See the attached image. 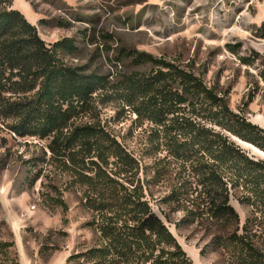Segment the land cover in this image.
<instances>
[{
  "label": "trees",
  "instance_id": "1",
  "mask_svg": "<svg viewBox=\"0 0 264 264\" xmlns=\"http://www.w3.org/2000/svg\"><path fill=\"white\" fill-rule=\"evenodd\" d=\"M11 4L0 0V124L20 138L49 141L43 162L67 176L65 191L81 194L87 226L97 235L96 246L65 264H194L153 211L140 161L91 117L98 102L150 127L153 148L176 168L169 194L158 200L184 214L176 227H205L213 234L208 246L227 264H264V159L240 145L264 154V129L247 117L252 96L234 111L229 88L207 86L192 65L138 50L119 55L148 66L147 73H124L112 82L86 74L62 59L76 51L73 39L46 44ZM257 32L264 40V21ZM226 46L241 65L256 63L240 57L239 46ZM89 114L91 122H77ZM54 192L50 207L67 211L62 193ZM231 199L248 209L244 221ZM13 246L0 240V264H19L10 257Z\"/></svg>",
  "mask_w": 264,
  "mask_h": 264
},
{
  "label": "rangeland",
  "instance_id": "2",
  "mask_svg": "<svg viewBox=\"0 0 264 264\" xmlns=\"http://www.w3.org/2000/svg\"><path fill=\"white\" fill-rule=\"evenodd\" d=\"M11 8L36 26L46 44L73 39L76 51L62 54V59L86 74L112 82L124 73L150 70L121 57V50L192 65L207 86L230 89L232 110L252 96L247 117L255 123L259 118L264 126V40L257 34L264 21V0H12ZM226 45L239 46V56L257 58L256 63L241 65ZM91 115L140 161L153 211L191 261L227 264L220 251L208 246L212 233L196 224L176 227L184 214L158 203L169 194L176 168L153 148L150 127H138L134 116L113 103H96ZM91 119L89 114L77 122ZM48 142L20 138L0 124V240L14 243L10 257L19 264H65L69 256L97 245L96 233L87 226L90 213L80 204L81 194L65 191L67 176L43 162L49 157ZM240 145L264 159L254 148ZM54 190L62 193L67 211L50 207ZM230 203L244 221L248 209L233 199Z\"/></svg>",
  "mask_w": 264,
  "mask_h": 264
},
{
  "label": "crops",
  "instance_id": "3",
  "mask_svg": "<svg viewBox=\"0 0 264 264\" xmlns=\"http://www.w3.org/2000/svg\"><path fill=\"white\" fill-rule=\"evenodd\" d=\"M249 120H250V119H249ZM251 121H253V120H251ZM257 121H258V123H255V121H253V123H254V124H257L258 126H260V124H259V123H260L259 118H257ZM262 128L264 129V126H263Z\"/></svg>",
  "mask_w": 264,
  "mask_h": 264
}]
</instances>
